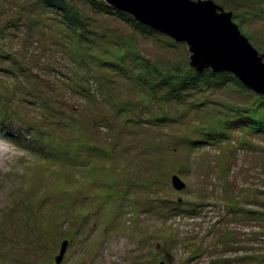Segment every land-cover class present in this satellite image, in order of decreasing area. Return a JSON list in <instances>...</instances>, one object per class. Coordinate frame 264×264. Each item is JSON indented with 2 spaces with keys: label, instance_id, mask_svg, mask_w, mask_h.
<instances>
[{
  "label": "rangeland",
  "instance_id": "obj_1",
  "mask_svg": "<svg viewBox=\"0 0 264 264\" xmlns=\"http://www.w3.org/2000/svg\"><path fill=\"white\" fill-rule=\"evenodd\" d=\"M101 1L0 0V264H264V95Z\"/></svg>",
  "mask_w": 264,
  "mask_h": 264
},
{
  "label": "water",
  "instance_id": "obj_2",
  "mask_svg": "<svg viewBox=\"0 0 264 264\" xmlns=\"http://www.w3.org/2000/svg\"><path fill=\"white\" fill-rule=\"evenodd\" d=\"M97 2L99 0H92ZM138 22L188 45L190 66L201 73H231L247 88L264 95V55L250 43L227 13L214 1L194 0H103ZM174 187L185 184L173 178ZM68 242L57 257L60 264ZM163 264V263H162Z\"/></svg>",
  "mask_w": 264,
  "mask_h": 264
},
{
  "label": "trees",
  "instance_id": "obj_3",
  "mask_svg": "<svg viewBox=\"0 0 264 264\" xmlns=\"http://www.w3.org/2000/svg\"><path fill=\"white\" fill-rule=\"evenodd\" d=\"M94 5L95 6L100 5L101 11L109 10L112 13H116V15H118L120 17H123L124 19L128 20L129 22L137 25L140 29H142L144 31V33H147V34H150V35H153L155 33L150 28L142 26L141 24H139L133 17L128 16L127 14L122 13V12L110 7L104 1H101L100 3L94 4ZM56 6L59 8L60 12H63L67 16V18L70 19L71 22H69V23L72 25V27L73 28L77 27L78 17H77V15L74 12L75 11L74 8L71 7V6L66 5V3L63 2V1H58ZM194 71H196V70H194ZM196 73L197 74H196V76L194 78L195 80H192V82H193V84L195 86H197V84L195 82L201 83L204 80V77H206L208 75L209 76H220L221 79H223V80L222 81L218 80V81H220V83H223V84L227 83V82H233V83L240 84V81L233 74H229V73H214L211 69H206L205 71H203L201 73L196 71ZM182 83L183 84H185V83L188 84V82L183 80L181 82V87H182ZM247 119H252V118L251 117H247Z\"/></svg>",
  "mask_w": 264,
  "mask_h": 264
}]
</instances>
